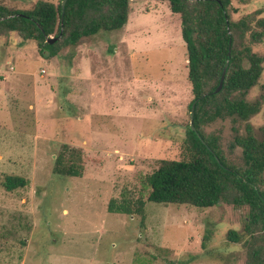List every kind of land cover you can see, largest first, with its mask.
Listing matches in <instances>:
<instances>
[{
	"label": "rangeland",
	"instance_id": "obj_1",
	"mask_svg": "<svg viewBox=\"0 0 264 264\" xmlns=\"http://www.w3.org/2000/svg\"><path fill=\"white\" fill-rule=\"evenodd\" d=\"M37 1L0 3L28 9ZM232 7L237 19L264 9V0H233ZM254 50L264 54V42ZM188 70L182 21L168 1L132 0L123 28L51 58L36 40L0 35V264H169L190 254L198 256L191 264L246 263L244 245L227 234L243 229L248 207L148 201L144 224L108 210L123 190L147 199L146 176L159 161L183 158L194 98ZM263 93L264 63L247 98ZM250 123L260 137L264 105ZM233 125L246 132V122L231 119L206 131L239 160ZM63 144L83 149V176L54 173ZM8 175L29 183L9 191Z\"/></svg>",
	"mask_w": 264,
	"mask_h": 264
},
{
	"label": "trees",
	"instance_id": "obj_2",
	"mask_svg": "<svg viewBox=\"0 0 264 264\" xmlns=\"http://www.w3.org/2000/svg\"><path fill=\"white\" fill-rule=\"evenodd\" d=\"M168 1L173 13L182 21V36L188 57V78L196 102L192 123L183 142V158L162 159L146 176L150 188L148 198L133 196L123 190L108 204L113 213L141 217L144 224L146 204H189L212 207L226 202L236 208L248 207L243 229H231L227 238L242 243L246 249L245 264H264V126L261 136L254 132L250 120L264 105V93L254 100L247 98L258 84L264 54L254 45L264 42V9L233 18V0H162ZM132 0H38L32 8L18 9L0 3V35L16 32L23 40H36L40 52L54 57L68 46H76L98 32L116 31L125 26L131 13ZM234 11H238L235 8ZM59 37L50 44L48 39ZM227 66L223 88L220 85ZM203 96V97H202ZM246 122L242 133L233 125L234 148H241L240 159L225 153L221 136L208 133L206 127L217 120ZM193 126L195 129H193ZM85 155L81 148L63 144L56 155L53 171L64 177H81L85 171ZM29 180L8 175L4 185L13 191ZM213 231L208 229L204 247ZM197 255L168 259L169 264H191Z\"/></svg>",
	"mask_w": 264,
	"mask_h": 264
},
{
	"label": "water",
	"instance_id": "obj_3",
	"mask_svg": "<svg viewBox=\"0 0 264 264\" xmlns=\"http://www.w3.org/2000/svg\"><path fill=\"white\" fill-rule=\"evenodd\" d=\"M67 1L68 0H62V8L65 9L66 7V4H67ZM59 39V37H51L48 39V42L50 44H53L55 43L57 40ZM228 63L226 64V67L223 71V74H222V77H221V82H220V85L218 86V88L216 89V92H219L222 88H223V83H224V80H225V76H226V71H227V66H228ZM203 97V96H202ZM195 106H196V102L193 103L192 105V109H191V116L193 117L194 116V113H195ZM192 123V121H191ZM193 129H195V127L193 126Z\"/></svg>",
	"mask_w": 264,
	"mask_h": 264
}]
</instances>
